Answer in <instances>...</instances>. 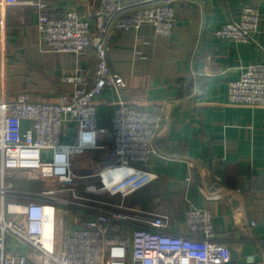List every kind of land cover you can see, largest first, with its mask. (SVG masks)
<instances>
[{
  "label": "built area",
  "instance_id": "built-area-1",
  "mask_svg": "<svg viewBox=\"0 0 264 264\" xmlns=\"http://www.w3.org/2000/svg\"><path fill=\"white\" fill-rule=\"evenodd\" d=\"M178 1L160 0L119 15L121 0H98L95 32L76 9L55 13L39 0H0V14L21 3L37 8V27L55 51L82 55L94 45L97 56L93 81L76 87L58 103L33 101L27 92L10 100L0 76V264L231 261L229 245L216 240L211 209L190 205L184 215L187 231L179 233L170 230L171 212H151L125 203L126 197L158 177L139 165L147 166L159 153L154 138L161 129L160 117L122 102L110 118V132L98 119L97 100L106 87L123 90L126 86L107 58L104 37L111 25L117 32H139L149 25L156 35L170 37L177 26ZM260 20L255 6L244 5L237 19L213 28L212 34L258 44ZM65 81L74 83L78 77L66 76ZM228 103L264 107V60L250 62L230 82ZM94 152L99 156L89 172L76 168L81 158ZM111 173L120 174L109 178ZM22 181L28 185L20 186ZM61 212L67 223L62 234Z\"/></svg>",
  "mask_w": 264,
  "mask_h": 264
},
{
  "label": "crops",
  "instance_id": "crops-1",
  "mask_svg": "<svg viewBox=\"0 0 264 264\" xmlns=\"http://www.w3.org/2000/svg\"><path fill=\"white\" fill-rule=\"evenodd\" d=\"M39 1L55 13L76 9L98 30V0ZM159 2L121 0L119 15ZM244 5L261 14L258 44L215 37L212 29L237 19ZM38 17L39 10L24 3L0 14V76L10 100L27 92L33 101L62 102L93 81L95 47L82 55L55 51L44 42ZM104 40L110 68L126 86L109 85L98 98L102 128L111 131L110 118L122 102L147 108L161 120L154 138L159 153L147 166L139 165L158 177L125 203L171 212L170 230L179 233L187 231L190 205L209 208L216 240L231 249L227 264H264V107L228 103L230 82L250 62L264 60V0H179L172 36H158L149 25L139 32H117L111 25ZM66 76L78 81L67 82ZM107 142L112 144L111 136ZM98 156L81 158L76 168L89 172ZM58 222L67 224L64 212Z\"/></svg>",
  "mask_w": 264,
  "mask_h": 264
},
{
  "label": "rangeland",
  "instance_id": "rangeland-1",
  "mask_svg": "<svg viewBox=\"0 0 264 264\" xmlns=\"http://www.w3.org/2000/svg\"><path fill=\"white\" fill-rule=\"evenodd\" d=\"M103 128H104V126H103ZM82 166V165H81ZM83 167V166H82ZM39 184V183H38ZM28 185V183L27 182H24V181H22V183L20 184V186H27ZM107 199V198H106ZM63 224H59L58 225V228H59V230H60V233L62 234V232H63Z\"/></svg>",
  "mask_w": 264,
  "mask_h": 264
}]
</instances>
